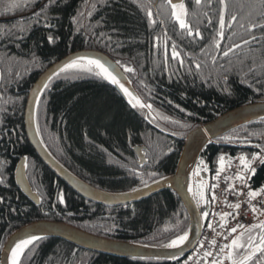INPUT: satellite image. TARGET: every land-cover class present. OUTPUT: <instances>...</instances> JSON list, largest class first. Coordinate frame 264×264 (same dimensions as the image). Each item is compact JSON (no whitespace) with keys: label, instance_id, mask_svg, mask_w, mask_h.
<instances>
[{"label":"trees","instance_id":"1","mask_svg":"<svg viewBox=\"0 0 264 264\" xmlns=\"http://www.w3.org/2000/svg\"><path fill=\"white\" fill-rule=\"evenodd\" d=\"M23 6L20 0H0V264L7 239L41 220L151 247H167L187 235L190 219L173 191L108 208L71 190L30 144L25 129L29 94L48 69L72 54L98 51L109 56L137 96L165 116L164 128L128 103L109 81L67 69L43 93L37 129L50 154L92 187L114 194L147 187L175 174L185 138L194 129L264 101V28L260 27L264 4L261 0H200L199 4L186 0L187 14L182 18L200 40L183 35L188 29L176 22L168 0H51L34 17L13 20ZM228 38L232 42L226 49ZM166 44L169 51L175 44L192 56H197L200 46L208 53L215 47V52L208 55L204 50V57L194 60L199 68L194 62L188 67L166 57ZM223 46V54L229 49L230 53L219 56L216 47ZM136 147L145 149L148 164L143 168ZM262 148L264 121L254 122L210 143L199 165L213 179L222 162L229 166L239 161L244 168L240 158L251 161L254 155L264 156ZM25 158L40 206L16 185L15 169ZM262 187L264 163L250 179L251 191ZM184 260L116 258L61 239H45L32 244L20 264H184ZM258 261L264 264V256Z\"/></svg>","mask_w":264,"mask_h":264},{"label":"water","instance_id":"2","mask_svg":"<svg viewBox=\"0 0 264 264\" xmlns=\"http://www.w3.org/2000/svg\"><path fill=\"white\" fill-rule=\"evenodd\" d=\"M185 2L186 0H173V3L178 5L185 4ZM191 35L193 36L194 34ZM78 59L80 61L98 60L119 81L116 84L111 81L109 82L128 103L131 104L124 89H127L133 98L140 100L123 70L109 56L98 51H81L72 54L48 69L38 79L29 94L25 112V129L30 144L35 149L38 157L60 180L65 182L81 198L97 205L108 208L129 206L150 199L163 191H173L181 200L190 219V229L187 234V239L182 246L177 248L151 247L137 243L107 239L63 222L41 220L21 227L7 239L1 253V264H12V250L21 241L31 239L33 236L39 237V239L29 244L24 252L38 241L61 239L80 249L116 258L175 260L190 255L201 240L203 234V216L209 211V206L200 209L194 195V174L201 156L206 147L216 139L251 123L264 121V101L239 107L214 121L194 129L185 138L184 147L175 174L132 192L122 194L108 193L92 187L59 163L43 144L37 129L36 114L43 93L53 78L62 72L61 69L64 68V65ZM134 151L138 157L139 166L143 168L148 164L145 149L136 147ZM15 177L16 183L22 193L33 204L40 206L41 198L33 191L28 180L26 158L19 163Z\"/></svg>","mask_w":264,"mask_h":264},{"label":"built area","instance_id":"3","mask_svg":"<svg viewBox=\"0 0 264 264\" xmlns=\"http://www.w3.org/2000/svg\"><path fill=\"white\" fill-rule=\"evenodd\" d=\"M240 175L237 164L219 172L213 184L211 213L204 227V234L199 247L185 262V264H214L221 247L225 244L227 236L234 233L231 229L237 226V230L247 228L252 223V211L264 209V191L258 197L247 196V186L237 179ZM198 181L203 183L202 176ZM239 204L237 209L234 207ZM209 225H212L209 228ZM243 225V228L238 227ZM210 253V255H205Z\"/></svg>","mask_w":264,"mask_h":264},{"label":"snow or ice","instance_id":"4","mask_svg":"<svg viewBox=\"0 0 264 264\" xmlns=\"http://www.w3.org/2000/svg\"><path fill=\"white\" fill-rule=\"evenodd\" d=\"M168 2L172 5V15L176 18V20L178 21L180 27L182 29H188L189 34H191V29L189 28V26L187 25V23L185 22V20L182 18L183 16H186V10L184 8L183 4H175L173 3V0H168ZM221 2L223 3V0H221ZM196 3L199 4L200 0H196ZM261 3L264 4V0H261ZM177 9H179V11H177ZM151 15V13H149V16ZM233 20H235V17H233ZM220 26L221 28L224 27V19L223 17L220 18ZM250 28L255 27V25H249ZM260 27L264 28V25H260ZM199 33H197L198 35ZM222 35V33H221ZM253 39H256L255 36H253ZM52 37H49V41L51 42ZM245 43H248V41H245ZM239 46V45H237ZM228 53L225 52V55H227ZM178 55V53L175 52V50H173V58H176V56ZM85 65L81 64L80 60H73L70 63L64 65V68L61 69L62 71L70 69V68H84ZM93 67H95L96 69H99V75H103L106 79H109L112 83L116 84L119 83V81H117L116 77L113 76L110 72H108V70L104 67L103 64H101L98 60H89L87 62V70H91ZM126 71H132V69L126 68ZM45 87H47V85H45ZM125 94L127 95H131L130 93H128L127 89H124ZM137 105H139V107L143 108V107H148L151 108V105H144L143 103H141L138 99H136V103L133 104V107H136ZM261 152L264 153V148L261 149ZM241 162L242 165L244 167L245 171H248L249 169H251V173L255 174V169L251 168V163L248 162L246 160V158L241 157ZM220 160L223 161L224 157H220ZM253 161L259 160L261 163H264V156H257L254 155L252 157ZM237 179H244L243 176H238ZM262 191H264V189H262ZM247 195L251 198H255L256 196L259 195V193H257L256 191H250L247 193ZM200 198H203V193H200ZM61 202H63V198L61 196ZM234 207H236L237 209L240 207L239 204L235 205ZM253 210L255 211V207H253ZM206 215V214H205ZM212 225H209V228H211ZM238 227L243 228V225H238ZM254 227H258L261 229L262 234L260 236V240L258 244L253 243L252 237L250 235V232L252 231V229H245V232L241 233V237L233 239L231 242V245H223L221 247V252L224 251V249L226 248H231L233 250L236 249H240V248H245V245L241 243V239L243 238V235L245 233H249V240H248V244H247V249L243 254L240 255H236L234 254L233 251H229L227 254V259L231 261V264H249L250 261L253 260L254 257L257 256V253H262L264 254V224H259L256 225ZM232 232H236L237 231V226H234L231 229ZM39 239V237L33 236L31 239H27V240H23L21 241L20 244H18L16 246L15 249L12 250V256H11V262L12 264H20V256L23 253V250L29 245L31 244L34 240ZM187 239V235H183L180 236L179 239L177 240H173L172 243L170 245H167V247H176L178 244L183 243L185 240ZM205 255H210V253H205ZM217 264H219V262H217ZM257 264H260V261H257Z\"/></svg>","mask_w":264,"mask_h":264},{"label":"flooded vegetation","instance_id":"5","mask_svg":"<svg viewBox=\"0 0 264 264\" xmlns=\"http://www.w3.org/2000/svg\"><path fill=\"white\" fill-rule=\"evenodd\" d=\"M51 0H20L21 4H23V12L17 16H13L11 18H13V20L15 19H26V18H29V17H34L38 10L42 8V6H44L45 4H47L48 2H50ZM156 7V6H155ZM179 11V10H178ZM176 20V18H175ZM176 22L178 23V21L176 20ZM183 35H187L189 38L193 39V38H197L200 40V34L197 35V33H194V32H191V34H194L193 36L191 34H189V31L187 32H182ZM225 37V36H224ZM253 39L250 38L248 39V43H250ZM225 43H226V39L224 40ZM231 42L230 39L228 38V41H227V46L226 49L230 48L229 45H231ZM167 43V42H166ZM226 45V44H225ZM204 47V46H203ZM225 47H216L217 49V54L220 56V55H225L223 54V51L225 50ZM246 48L250 47V46H245ZM238 48V47H237ZM173 50H175L176 53H178V55L176 56V58H173ZM206 48H202V46H200V49L197 53V56H192L188 53H185L183 54V48L182 47H179V48H176V45L174 44L171 48V50L169 51L168 50V47H167V44L165 45V52H166V57L168 56H171L173 60L175 61H178L181 65H183L184 63H187V66L190 67V64L191 62L193 63L194 60H200L201 58L204 57V53ZM206 52L208 53V50H206ZM215 52V47H212L211 49V53H214ZM211 53L209 52L208 55H211ZM228 53V51H227ZM229 53H230V49H229ZM228 53V54H229ZM195 66L197 68H199V65H197L195 62H194ZM19 165V164H18ZM18 167V166H17ZM17 167L15 169V175H16V170H17ZM15 181H16V177H15ZM17 185V183H16ZM18 187V185H17ZM19 188V187H18ZM20 189V188H19ZM21 191V190H20ZM22 192V191H21ZM25 196V195H24ZM250 229H252V231L250 232V235L252 237V240H253V243L255 244H258L259 243V240H260V236L262 234V231L260 228H257L255 231H253V227H251ZM259 233V236L258 234ZM243 240V243L245 245V248H241V250L239 251L241 254H243L247 249V244H248V240H249V233H246V236H244L242 238ZM264 256V254L262 253H257V256L253 258L252 261L249 262V264H257V261L260 259V257ZM261 264V263H260Z\"/></svg>","mask_w":264,"mask_h":264},{"label":"rangeland","instance_id":"6","mask_svg":"<svg viewBox=\"0 0 264 264\" xmlns=\"http://www.w3.org/2000/svg\"><path fill=\"white\" fill-rule=\"evenodd\" d=\"M88 61H89V60H82V61H80L81 64L85 65L84 68H70V69H68V70H72V71H83V72L93 73V74H96V75L100 76L101 78L105 79L106 81H110L109 79H106L103 75H99V74H98V73H99V69H96L95 67H93L90 71L87 70V62H88ZM128 98H129V100H130V102H131L132 105L136 103V99L133 98V96L128 95ZM139 101H140L141 103H143L144 105H150V104H148V103H145V102H144L143 100H141V99H140ZM151 106H152V105H151ZM135 108H138V109H140L141 111H144L145 114L147 115V117H148L151 121H153V122H154L155 124H157L158 126L164 128V125H165V122H166V118H165V116H164L159 110L155 109L153 106H152L151 108H148V107H146V106L143 107V108H141V107H139V105H137ZM258 156H260V155H258ZM248 162L251 163V168H252V167H255V164H259V163H261L259 160H256V161L251 160V161H248ZM224 166H225V163L222 162V163H221V168L224 167ZM199 170H200V169H198V170L196 171V174H197V175H199V174H198V173H199ZM250 170H251V169H249L248 171H250ZM254 214H255V221H256L257 223L264 224V211H262V210H255V211H254ZM247 229H249V228H247ZM242 232H245V229L236 232V233H235V236L233 237V239H236V238L241 237V233H242ZM244 236H246V233L243 235V237H244ZM233 239H231V240L229 241L228 245H231V242H232ZM241 243L244 244L242 239H241ZM240 250H241V248H240V249H236V250H233V249H231V248H226V249L224 250V252H223L222 259H221V261H220L219 264H231V261L227 259V254H228V252H229V251H233L234 254H236V255H240V254H241V253L239 252Z\"/></svg>","mask_w":264,"mask_h":264},{"label":"bare ground","instance_id":"7","mask_svg":"<svg viewBox=\"0 0 264 264\" xmlns=\"http://www.w3.org/2000/svg\"><path fill=\"white\" fill-rule=\"evenodd\" d=\"M186 241V240H185ZM185 241L183 242V243H181V244H178L176 247H174V248H177V247H180V246H182L184 243H185ZM25 250V249H24ZM24 250H23V252H24ZM23 254V253H22ZM21 257H22V255L20 256V259H21Z\"/></svg>","mask_w":264,"mask_h":264}]
</instances>
